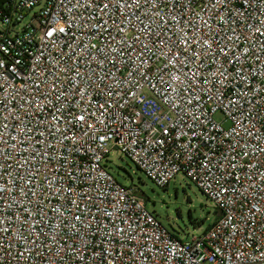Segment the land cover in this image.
I'll list each match as a JSON object with an SVG mask.
<instances>
[{"label":"built area","instance_id":"2783aa9c","mask_svg":"<svg viewBox=\"0 0 264 264\" xmlns=\"http://www.w3.org/2000/svg\"><path fill=\"white\" fill-rule=\"evenodd\" d=\"M0 21V264H264V0H0ZM113 148L217 218L181 239Z\"/></svg>","mask_w":264,"mask_h":264},{"label":"rangeland","instance_id":"374dc122","mask_svg":"<svg viewBox=\"0 0 264 264\" xmlns=\"http://www.w3.org/2000/svg\"><path fill=\"white\" fill-rule=\"evenodd\" d=\"M26 15L28 18L31 12ZM19 27L17 26L16 29ZM216 117H220L219 113ZM105 163L118 181L132 185L136 194L146 203L147 208L155 213L164 226L181 239L199 235L218 215L212 203L182 173L175 175L165 187H159L117 148L112 149ZM191 218L201 223L200 226H194Z\"/></svg>","mask_w":264,"mask_h":264},{"label":"trees","instance_id":"16d2710c","mask_svg":"<svg viewBox=\"0 0 264 264\" xmlns=\"http://www.w3.org/2000/svg\"><path fill=\"white\" fill-rule=\"evenodd\" d=\"M216 212H217V210H216ZM216 218H217V217H216ZM190 220H191V222H192V224H193L194 226H200V224H201V223L195 222L194 219H192V218H191ZM211 223H212V222H211ZM211 223H210V224H211ZM210 224H208V225L204 228V230H205ZM204 230H203V231H204Z\"/></svg>","mask_w":264,"mask_h":264}]
</instances>
